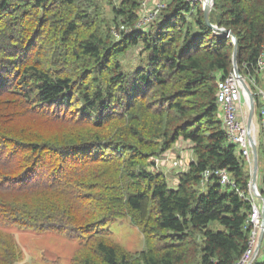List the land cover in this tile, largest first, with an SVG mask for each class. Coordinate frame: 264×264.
I'll list each match as a JSON object with an SVG mask.
<instances>
[{
	"label": "trees",
	"instance_id": "obj_1",
	"mask_svg": "<svg viewBox=\"0 0 264 264\" xmlns=\"http://www.w3.org/2000/svg\"><path fill=\"white\" fill-rule=\"evenodd\" d=\"M142 2L0 0V264L23 258L9 228L81 241L67 264H235L248 249L251 205L239 192L250 167L215 105L233 41L186 0L138 29ZM211 9L209 23L237 40L238 72L253 76L264 0ZM256 135L264 167V126ZM178 143L193 158L171 187L151 166ZM205 171H225L236 189L216 177L202 187ZM258 184L264 198V176ZM122 219L142 234L137 255L110 235Z\"/></svg>",
	"mask_w": 264,
	"mask_h": 264
},
{
	"label": "built area",
	"instance_id": "obj_2",
	"mask_svg": "<svg viewBox=\"0 0 264 264\" xmlns=\"http://www.w3.org/2000/svg\"><path fill=\"white\" fill-rule=\"evenodd\" d=\"M186 1L190 4L201 2L200 0ZM204 1L205 0L201 2L202 5ZM148 5H151L152 7L149 11L146 10ZM164 7L165 3L163 2V0H145L142 5L143 12L140 14L139 20L136 23L135 27L138 29H144L149 26L157 19L160 10H162V8ZM253 72V76L245 77V79L249 81L250 84L251 82H254L255 76H258L259 73L264 72V48L263 51L260 53L258 60L256 61ZM216 89L217 91L215 95V105H217L218 111L220 113L222 131L226 136L227 144L235 146L237 152H239L241 156L248 162L249 166H251V151L246 131V124H244V121L247 118V116L245 115H248V106L244 102V94L242 92V89L239 87V84L233 73L229 74L225 78L220 77L219 79H217ZM255 95L260 97L262 103V107L258 111L259 124L257 125L258 130H261V128L264 126V94L262 91H257ZM244 105L246 106V109L244 108ZM256 132L254 136L252 135V129L250 131V134L251 136H253L255 142L257 138ZM164 165H167L173 169L180 170H182L183 167V164L179 160L171 157L170 154H167L165 157L154 158L151 169L159 170L160 167ZM212 177L217 178L218 184H220L223 189H236L235 184L230 181L225 171L203 172L200 177V185L204 187V184ZM262 190L264 191V185L262 186ZM239 196L242 199L248 200L251 205V217L249 216L248 218V221L250 220L251 224L247 222V225H250L251 227V233L250 240L248 242V249L245 251L241 259L235 264H248L249 259L254 253L256 241L259 235V229L261 227L262 201L256 199L253 191L251 190L250 184L247 187L246 193L239 192ZM255 200L259 201L261 208H259L255 204Z\"/></svg>",
	"mask_w": 264,
	"mask_h": 264
},
{
	"label": "rangeland",
	"instance_id": "obj_3",
	"mask_svg": "<svg viewBox=\"0 0 264 264\" xmlns=\"http://www.w3.org/2000/svg\"><path fill=\"white\" fill-rule=\"evenodd\" d=\"M144 1L145 0H143V2L141 3L138 9L139 17H140V14L143 12L142 5ZM169 1L170 0H163V2L165 3V6L167 5V2ZM200 1L203 2V0H200ZM201 2H198V3L202 5ZM105 8H106L105 10L107 11L109 10L108 6H106ZM151 8H152L151 5H148L146 10L149 11ZM129 59L131 58L129 57ZM245 77L246 76H242V78L244 79ZM245 82L248 84L251 90L252 88L254 89L252 91L253 93H256L257 91H262L264 94V72L259 73L258 76H255L254 82H251V84L246 79H245ZM244 108L246 109L245 105H244ZM245 116H247V114ZM246 123H247V118L244 121V124ZM252 125H253L251 127L252 135L255 136V132L257 130L258 124L256 123L254 118H253ZM256 141H257V138H256ZM167 154H170L171 157L176 158L183 164L182 170L173 169L167 165L160 167V169L158 168L159 171H162V172H163L162 168L163 167L166 168V171H164V174L168 177L167 178L168 184L171 187H175L174 178H176V175L178 173H183L186 167L185 162L192 160L193 153L189 150L188 147H185L184 144L178 143L171 150L166 152V154L162 157H165ZM249 167H250V178H251V166ZM258 167L259 169H258L257 179H256V193L259 196H261L260 191L258 190V185H259L258 182L259 180H261L262 175L264 173L262 157H260L259 159ZM248 183L251 185L250 180ZM257 200H255V204L259 208H261V205L259 201ZM250 215H251V212L249 216ZM248 223L251 224L250 220L248 221ZM210 228L215 231L221 230V227L217 223L216 224L211 223ZM108 230L110 232V235L113 237V240L115 241V243L119 245L120 247L122 246L130 254L137 255V253L142 251L143 249L142 234H140L139 231L130 224L128 219H122L119 222L110 225L108 227ZM6 232H8V234L10 233L13 236L19 250H21V253L23 254V258L19 264H55V263L67 264L69 263L73 255L75 254L76 250L79 249L81 245V241L75 240V239L69 240L66 237H63L61 234L55 235V234L46 233V234L38 235V234H34L29 231H25V232L18 231L15 228H9L6 230ZM263 248H264V245H263Z\"/></svg>",
	"mask_w": 264,
	"mask_h": 264
},
{
	"label": "water",
	"instance_id": "obj_4",
	"mask_svg": "<svg viewBox=\"0 0 264 264\" xmlns=\"http://www.w3.org/2000/svg\"><path fill=\"white\" fill-rule=\"evenodd\" d=\"M214 0H205L202 9L204 13V21L205 25L207 27L214 31H218L219 33L223 34L225 37H230L231 40L233 41L234 48L232 52V72L239 84V87L242 89V92L244 94V102L248 106V115H247V123H246V131H247V136H248V141H249V146H250V151H251V178H250V183H251V190L253 191L256 199H260L262 201V208H261V215H262V222H261V227L259 229V235L256 241L255 245V250L252 255V257L249 259L248 264H253V261L256 259L259 251H260V245L263 241L264 238V198L259 196L256 193V179H257V173H258V151L256 150V142L254 141L253 136H251L250 131H251V126L253 124V117H254V112H255V104H254V93L252 92L251 88H249L248 84L245 82L244 78H242L240 72H238L237 68V40H235L233 34L224 29L218 30L216 26L211 25L209 23V15L211 12V8L213 6Z\"/></svg>",
	"mask_w": 264,
	"mask_h": 264
},
{
	"label": "crops",
	"instance_id": "obj_5",
	"mask_svg": "<svg viewBox=\"0 0 264 264\" xmlns=\"http://www.w3.org/2000/svg\"><path fill=\"white\" fill-rule=\"evenodd\" d=\"M261 101V100H260ZM174 180H175V178H174ZM174 183V182H173Z\"/></svg>",
	"mask_w": 264,
	"mask_h": 264
}]
</instances>
